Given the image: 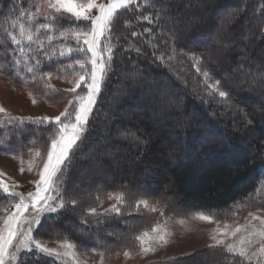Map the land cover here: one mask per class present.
<instances>
[{
	"label": "trees",
	"instance_id": "obj_1",
	"mask_svg": "<svg viewBox=\"0 0 264 264\" xmlns=\"http://www.w3.org/2000/svg\"><path fill=\"white\" fill-rule=\"evenodd\" d=\"M38 2L39 0L26 2L25 7L32 9ZM165 2L171 11L172 19L161 21L163 27L155 24L149 26L146 22L137 23L134 11H123L116 21L115 34L119 37V46L116 49L118 56L129 41L139 43V40L152 39L157 46H145L147 55L137 56L130 53L123 55L122 63L120 60L115 61L117 71L111 74L107 87L98 98L83 142L73 156L66 174L65 187L68 192L78 196L79 203L75 209L69 205L58 215L46 218L43 228L40 229L43 239L55 240L56 234L64 233L67 236L59 238H70L72 242L77 243L78 250L92 252L91 249L95 247L97 251L107 255L137 247L134 237L140 233L138 224L141 221L144 224L150 219L145 213L138 216L137 212H132L135 207L133 209L127 201V192L135 185L129 175L132 173L135 178H139L145 174L150 160L165 166L167 173L172 176L167 178V181L173 182L175 190L183 195L186 201L195 203L199 210L209 213L230 211L227 217L231 218L250 209L264 207V102H259L260 97L264 99V90H249L243 85V78L234 71L242 55L241 48L248 53L249 68L255 70L256 64L264 63V39L250 43L242 38L245 27L254 28L258 22L259 13L254 14V9H260L264 0H246L247 6L236 23L231 25L226 21L245 0ZM14 7L15 0H0V21L4 22V26H7L9 18H15ZM202 10L212 11L213 15L202 18L198 13ZM141 11L146 12L144 9ZM220 16L222 18L219 20ZM188 18H197L198 23L189 22ZM125 20H131L132 27H125ZM63 23L67 24L68 21ZM144 27L154 29L152 36L144 34L139 39L131 36L132 31L143 33ZM171 33H175V41L169 38ZM213 36L217 38L212 39ZM61 42L57 40L53 41V44L58 47ZM13 47L9 41L0 39V63H5L8 59L4 50H11ZM172 47H175L178 53L194 51L204 54L203 62L207 64L214 78L221 79L222 85L231 91V103L235 107L222 114V106L219 103L221 98L217 95L215 100L209 99L203 77L195 72L188 57L177 55L170 63H160L152 58L153 52L159 56L169 53ZM61 62L68 61L62 59ZM56 64V61L45 64L43 71H54ZM134 66L141 70L140 75L135 73ZM12 71L11 68H6V72ZM3 76L9 78L15 86L29 89L49 101H57L67 95L51 93L40 80L24 86L20 79L14 81L8 74ZM53 76L66 78L64 74ZM48 83L50 84L49 81ZM171 97L178 100L170 112L164 114L162 110L171 102ZM260 109H263L260 117L253 118L256 111L259 110L260 113ZM123 115H130L132 118L126 120L124 129L114 131L123 123ZM8 116L13 115H0V120L6 121ZM246 118L251 120V124L245 122ZM25 119L27 120V117ZM164 119L170 128L168 131H160ZM213 124L222 125L223 128L218 129ZM211 126L215 129L207 130ZM225 130L231 135L230 141L224 134ZM126 131L134 132L139 139L121 138V134ZM48 135L49 130L40 125L8 126L0 129V152L29 158L30 141L35 139V146L39 148L45 143ZM169 136L178 139V142L170 146L164 145ZM223 139H226L228 144L222 143ZM244 141L254 148L252 154L242 145ZM103 142L114 147L121 144L120 150L115 152L111 160L113 163L115 161L119 168H123V171L116 167L112 169L110 166L111 170H107L111 176L109 184L100 183L98 188L96 181L87 182L85 171H89L87 168L90 163L100 170L102 164L103 167L106 166L103 157L109 149L112 151V147L98 149ZM177 145L178 161L171 167V161L168 160L169 151L171 146ZM92 149L96 151L92 153ZM131 162L135 163L133 168H130ZM107 163L109 164V161ZM80 173L83 174L84 177L81 178L86 184L83 189H76L79 185H74V181ZM109 192L125 194V202L121 206L122 214H112L108 217L88 216L86 209L96 206L95 197L100 195L103 199ZM128 212L136 218L131 216L132 214L128 215ZM124 214L127 216L124 217ZM81 215L85 216L89 224L80 222ZM139 218L141 221H137ZM97 219L104 220V223L97 226ZM131 224L134 226H127ZM113 225L116 227L115 231L110 230ZM92 235L97 236L95 241H90ZM40 264L59 263L51 257L41 256Z\"/></svg>",
	"mask_w": 264,
	"mask_h": 264
},
{
	"label": "snow or ice",
	"instance_id": "obj_2",
	"mask_svg": "<svg viewBox=\"0 0 264 264\" xmlns=\"http://www.w3.org/2000/svg\"><path fill=\"white\" fill-rule=\"evenodd\" d=\"M26 2L32 3V0H15L13 9L15 18H9L7 26L0 21L2 30L0 39L9 41L14 46L11 50H4V55L8 59L5 63H0V75L8 74L14 81L20 79L24 86L40 80L51 93L71 94L72 99L68 100L64 110L55 116L36 119L29 117L27 120L23 117L8 116L6 121L0 120V129L35 124L49 130V135L41 147L35 146L37 142L35 139L30 141L27 171L36 170L38 179L32 181L34 190L26 194L17 191L19 185L9 182L5 178V173L0 172V213H3L0 215V264H40L41 256L51 257L60 264H66L69 258L72 264H81L77 243L72 242L70 238H59L67 234H56L54 242L57 246L49 247L40 229L43 228L46 218L58 215L69 205L75 209L79 203L78 196L68 192L65 187L66 174L73 156L83 142L98 98L107 87L111 74L117 71L115 61L120 60L122 63L123 55L130 53L137 56L147 55L144 51L145 46L152 48L157 46L152 39L139 40V43L129 41L118 56L116 49L119 46V37L115 34L116 21L123 11H134L137 23L146 22L149 26L155 24L163 27L160 22L170 21L172 15L165 0H106V2L39 0L32 9L25 7ZM246 6L245 0L226 23L235 24ZM141 9L146 12H142ZM257 12L259 20L254 28L245 27L242 34V38L250 43L264 39V4L260 9H254V14ZM65 20L68 21L67 24L63 23ZM132 23L131 20H125L124 26L130 28ZM153 31L152 27H144L143 33L132 31L131 36L139 39L144 34L152 36ZM169 38L175 41L177 37L175 33H171ZM57 40L62 41L58 47L53 44V41ZM240 51L242 55L234 69L235 73L243 78L242 83L249 90H264V63L256 64L253 70L248 67L250 61L247 51L242 48ZM177 55L186 56L192 62L195 72L203 77V84L210 100H215L217 95L221 98L219 103L222 106V114L235 107L231 103V91L222 85L221 79L214 78L207 64L203 62L204 54H197L194 51L178 53L177 49L172 47L169 53H162L159 56L153 52L152 58L160 63H170ZM62 59L68 62H61ZM53 61L57 62L55 70L43 71L45 64ZM6 68L13 71L6 72ZM133 70L137 75L141 74V70L135 66ZM54 74H64L72 87L68 89L52 87L48 81H51ZM28 95L32 96V92ZM0 115H7L3 106H0ZM245 122L251 124V120L247 118ZM121 138L139 139L131 131L122 133ZM24 163L25 161L21 159L19 169L21 174L25 171ZM107 199L116 203L98 212L97 207L102 206L103 200L97 195L96 206H89L86 209L87 215L93 217L121 215L125 194L109 192ZM141 208L157 212L155 207L150 206L148 199L136 201L135 211L139 213ZM261 211H264V207L258 208L256 213L250 211L243 224L237 222L221 224L215 221L212 215L200 210L191 218L216 224L210 232L213 243L208 247L220 248L227 254L218 264H232L233 261L235 264H264V215L259 214ZM80 222L89 224L84 215L80 216ZM103 223L102 219L96 220L97 226ZM179 223L184 224L185 221L181 219ZM171 235L166 223L161 225L160 222H156L150 227H145L134 237L139 255L146 256L167 245ZM91 251L96 253L97 248L93 247ZM104 254L100 252L102 260ZM123 255L130 258L133 253L126 250Z\"/></svg>",
	"mask_w": 264,
	"mask_h": 264
},
{
	"label": "rangeland",
	"instance_id": "obj_3",
	"mask_svg": "<svg viewBox=\"0 0 264 264\" xmlns=\"http://www.w3.org/2000/svg\"><path fill=\"white\" fill-rule=\"evenodd\" d=\"M102 2H106V0H102ZM211 12L212 11L202 10L198 13L199 15H201L200 17L204 18L211 17L213 15L211 14ZM228 14L229 12H227L226 15ZM221 18L222 16H220L218 19L220 20ZM187 21H194L198 23L197 18H188ZM216 38V36L212 37V39ZM49 82L55 89H68L72 87V84L67 78L53 76L51 81ZM29 92H31L29 89L15 86L9 80V78L0 75V106H3L6 109V112L13 116L23 118L55 116L63 111L65 106L67 105V101L72 99V95L67 94L65 97H61L62 101H60L61 98H58L60 100L57 101H49L40 96H37L33 92L32 96H29ZM174 97L170 98L169 102H171L168 103L165 109L162 110L164 114L170 112V109L174 105L175 101L178 100V98ZM33 100H35V104H33ZM259 100V102H264V99L262 97H260ZM262 111L263 109L260 111V113L259 110L256 111V113H254L252 117H260ZM128 118L132 117L130 115H123V123H120V125L114 131L118 132L121 129H124L127 124L126 120ZM165 123H167V121L164 119L162 121V128L160 131H168L170 129ZM213 126L216 128L222 127V125L219 124H213ZM214 127L211 126L207 130L212 131L213 129H215ZM224 134L226 135L227 140L230 141L231 135H229L226 130ZM227 140L223 139L222 143L228 144ZM177 142L178 139L169 136V138L165 139L164 145L170 146L172 145V143L174 144ZM105 143L106 142H103L102 145H99L100 148L98 149L112 147V151H110L109 149V152L106 153L103 157L104 162L107 163L109 161V164L105 163L106 166L104 167L102 164V169L100 170L95 169V165L93 163H90L89 167L87 168L89 169V171H85L87 182L96 181L98 188L101 185L100 183L104 185L109 184L111 176H109L107 170H111V167L112 169L116 167L120 169V171H123V168H119L116 162L114 161L113 163V161L111 160L112 158H114V155L116 154L115 152H118L120 150L121 144L114 147L111 144L109 145L108 143ZM242 145L248 150V152H250V154L255 151L249 142L244 141ZM178 150V145L173 147L171 146V149L169 151L170 157L168 158V160L171 161V167H174L176 165V162L178 161V159L176 158V155L179 153ZM94 151L96 150L92 149V153ZM13 156H15V158H13ZM21 159L25 161L23 165L25 171L23 172V174H21L19 171L21 167ZM28 159L29 158H26L24 156H17L0 152V172L5 173V178L9 182H15L19 185L17 191L24 192L25 194L30 190H34L32 181L38 179L35 169L33 172L27 171ZM137 159L139 160L140 158ZM134 162H131L130 168H133L135 166ZM37 163L39 164L40 162L38 161ZM147 165V169L144 172L146 176L145 174H143L142 176H139V178H135V176L130 173L129 177L135 186L129 192H127V201L131 203V207H133L134 209L137 200L148 199L150 206L155 207L157 209V212H150L143 208L140 209L138 216L142 215V213H145L149 216L148 218L150 220L148 221V219H145L146 223L142 224L141 218H139L137 220L141 221V223L138 224V228H140L139 231H143L145 227H150L156 222H160L161 225H164L166 223L168 230L172 233V235L169 237L168 244L158 248L155 252L149 253L146 256L139 255L137 246L130 249H122L110 255L104 254L103 260L100 255V251L93 253L78 250L81 264H101V260L102 264H153V262H156V264H218L222 257L227 256V254L223 253L222 249L220 248L210 249L208 247L213 243L210 239V232L216 226V224H209L203 221L192 219V215L196 211H198L199 208L195 203L186 201L184 199V196L178 193L177 190H175V184L173 182L167 181V178H172V176L169 174V172L167 173L165 166L160 162L156 163L151 160ZM161 172L163 174H161ZM81 177H84L82 173H80V176H76L77 179L75 178L76 180L74 181V185H79V187L76 189H83V185L86 184L84 183V181H82L83 179ZM102 200V206L97 207L98 212H102L104 209L110 207L111 204L116 203V201L114 200L107 199V195H105ZM257 209L258 208L250 209L231 218L227 217V214L230 211L212 213L204 211V213L212 215L214 220L219 221L221 224H223L224 222H228L229 224H232L233 222L243 224L248 217V213L250 211L256 213ZM128 211L131 212L130 210ZM132 212H136L135 209L132 210ZM160 213H163V215H160ZM259 214L264 215V211H261ZM0 215H3V213H0ZM125 216L127 215L124 214V217ZM131 216L135 217L134 214H132ZM181 219L185 221L184 224L179 223ZM124 224L126 225V223ZM133 224H135V222ZM133 224L127 226H134ZM110 230L115 231L116 227L113 225L111 226ZM96 239L97 236H90V241H95ZM44 240L47 242L49 247L57 246V244L54 242L55 240ZM126 250L133 253L130 258L124 257L123 253ZM117 253H119V255H117ZM238 259L239 258H237L236 260ZM229 260H231V257L229 258ZM233 262L235 264V261ZM58 263L60 264V262ZM66 264H72V260L69 258Z\"/></svg>",
	"mask_w": 264,
	"mask_h": 264
}]
</instances>
